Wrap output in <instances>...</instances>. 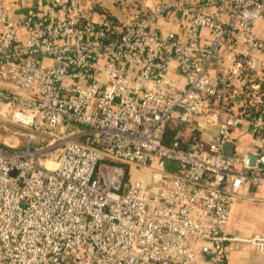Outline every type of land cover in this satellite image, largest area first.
I'll return each instance as SVG.
<instances>
[{
  "label": "built area",
  "instance_id": "2783aa9c",
  "mask_svg": "<svg viewBox=\"0 0 264 264\" xmlns=\"http://www.w3.org/2000/svg\"><path fill=\"white\" fill-rule=\"evenodd\" d=\"M55 2L46 27L0 2V117L50 139L0 147V264H229L233 204L264 185V0H145L98 29L82 0ZM234 69L248 106L263 108L251 122L254 167L250 154L224 152L246 113L232 108ZM202 116L217 126L208 140L165 141L170 124ZM63 140L48 168L46 151Z\"/></svg>",
  "mask_w": 264,
  "mask_h": 264
},
{
  "label": "crops",
  "instance_id": "0c3cea01",
  "mask_svg": "<svg viewBox=\"0 0 264 264\" xmlns=\"http://www.w3.org/2000/svg\"><path fill=\"white\" fill-rule=\"evenodd\" d=\"M56 0H21L14 3V0H0V2L12 4L13 13L18 20L27 16H33L34 23L37 27H46L55 21L53 10L56 7ZM67 2L68 0H60ZM186 4L201 2L203 0H182ZM145 0H82L86 17L91 21L93 26L98 29L99 21L103 15L111 16L115 21L125 23L133 14L137 7L142 6ZM124 19V20H123ZM164 32L173 30L175 32L183 31L175 24L168 23L165 20L159 22ZM189 23L184 26L188 29ZM255 32L258 36L264 37V19L256 27ZM204 38L208 40L210 33L204 31ZM22 38L24 36L22 35ZM46 66L51 63L49 58L42 61ZM173 76L178 78L174 66ZM237 69H234L235 75L231 76L233 91L232 108L236 112H244L245 102L242 95L244 82L239 79ZM255 74L260 73V64L257 62L253 71ZM249 81V80H248ZM250 85L251 82H248ZM256 115L253 113L243 114L242 122L232 131V138L236 141L234 149L239 153H248L250 155L260 153L261 144L259 139L253 135L251 122ZM264 120V112L262 113ZM227 117L224 114L222 119ZM217 126L210 122L208 116L196 118L192 123L187 124L184 131L179 133L185 141L190 142L193 138L208 140L216 134ZM228 233L234 239L242 237H254L264 233V185L259 187L243 188L240 196L235 200L228 225ZM235 247V249H233ZM253 247L240 243H232L228 246L229 264H262V257H258L253 252Z\"/></svg>",
  "mask_w": 264,
  "mask_h": 264
},
{
  "label": "rangeland",
  "instance_id": "374dc122",
  "mask_svg": "<svg viewBox=\"0 0 264 264\" xmlns=\"http://www.w3.org/2000/svg\"><path fill=\"white\" fill-rule=\"evenodd\" d=\"M11 91L20 93V90L16 89H11ZM31 136H34V138H31ZM64 136L68 137L67 135ZM49 141L50 139L48 137L33 133L20 123L14 122L10 116L0 117V147L12 150H34L42 147L46 148L49 145ZM63 143L64 140L59 141L56 147L46 151L47 155L43 159L47 167H54L52 164L48 165V162H56V158L60 153ZM149 176L150 173L142 169L131 168L129 172V177L135 181L146 182ZM238 243L253 247L254 254L260 258L262 257V264H264V233L254 237H242L239 239ZM233 249H235V247Z\"/></svg>",
  "mask_w": 264,
  "mask_h": 264
},
{
  "label": "trees",
  "instance_id": "16d2710c",
  "mask_svg": "<svg viewBox=\"0 0 264 264\" xmlns=\"http://www.w3.org/2000/svg\"><path fill=\"white\" fill-rule=\"evenodd\" d=\"M109 18L114 20L113 17H111V16H109ZM256 82H258V80ZM248 86H250V85H248ZM245 90H246L245 94L243 95L244 96V102H245V106H244L245 112L247 114L253 113L256 116H259L263 111L262 104H257L256 106H248V103L252 99V95H251L252 91H251V89H249V87H245ZM185 127H186V125H184V124H174V123L170 124L168 129H167L165 141L167 143L172 142L178 136L179 133L184 131Z\"/></svg>",
  "mask_w": 264,
  "mask_h": 264
},
{
  "label": "water",
  "instance_id": "95a60500",
  "mask_svg": "<svg viewBox=\"0 0 264 264\" xmlns=\"http://www.w3.org/2000/svg\"><path fill=\"white\" fill-rule=\"evenodd\" d=\"M234 150H235L234 149V145H232V144H226L225 145L224 152H225L226 156L232 157L233 154H234ZM256 159H257L256 155H253L252 154L250 156V158H249L248 165L250 167H254L255 166V163H256Z\"/></svg>",
  "mask_w": 264,
  "mask_h": 264
},
{
  "label": "bare ground",
  "instance_id": "6f19581e",
  "mask_svg": "<svg viewBox=\"0 0 264 264\" xmlns=\"http://www.w3.org/2000/svg\"><path fill=\"white\" fill-rule=\"evenodd\" d=\"M50 164H52V165H54V162H48V165H50ZM55 166V165H54ZM49 168V167H48ZM51 168H53V167H51Z\"/></svg>",
  "mask_w": 264,
  "mask_h": 264
}]
</instances>
